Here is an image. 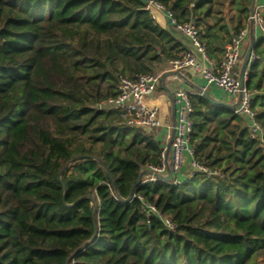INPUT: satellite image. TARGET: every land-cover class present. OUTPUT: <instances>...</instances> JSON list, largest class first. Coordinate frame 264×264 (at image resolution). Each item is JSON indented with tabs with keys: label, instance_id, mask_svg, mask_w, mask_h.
I'll list each match as a JSON object with an SVG mask.
<instances>
[{
	"label": "trees",
	"instance_id": "1",
	"mask_svg": "<svg viewBox=\"0 0 264 264\" xmlns=\"http://www.w3.org/2000/svg\"><path fill=\"white\" fill-rule=\"evenodd\" d=\"M157 1L199 29L210 58L252 3L231 0L230 31L223 0ZM145 5L0 0V264H264V146L247 117L192 95L193 157L207 172L138 183L164 146L108 100L121 78L185 51ZM253 53L246 86L264 131V33Z\"/></svg>",
	"mask_w": 264,
	"mask_h": 264
},
{
	"label": "built area",
	"instance_id": "2",
	"mask_svg": "<svg viewBox=\"0 0 264 264\" xmlns=\"http://www.w3.org/2000/svg\"><path fill=\"white\" fill-rule=\"evenodd\" d=\"M145 9L149 11L154 20H157V12H166L177 30L189 39L190 48L186 49L180 58L169 62L171 70L181 72L185 69H193L201 74L209 85L217 86L231 97H239L238 104L234 109L235 113L248 118V128L250 129L251 137L264 146V131L255 120V113L252 110L254 92L246 86L248 80L247 72L243 76V87L240 78L235 75V70L244 55L243 45L248 29L245 28L238 35H234L230 42L226 44L221 60L217 64H212L206 46L200 39L199 29L193 23L178 24L172 14L157 0H146ZM250 22L264 33V0H256L254 13L250 16ZM255 59L256 56L252 53L250 64ZM160 80L161 75L156 73L143 74L136 79L121 78L118 85L119 95L117 98L109 99L108 104L121 112L128 126L142 127L154 131L162 125L160 111L157 107L149 106L146 100L157 92ZM192 95V93L182 88L175 90L174 96L178 105L177 120L174 126L175 134L171 140L170 151L169 153L166 150L163 151L160 165L149 167L148 175L145 176L143 181L144 183L149 181L167 182L164 178L169 173H172L173 180L171 182L181 184L182 181L177 180L176 177L182 171L187 156L192 158L193 164V169L187 176L188 179L193 177L195 172H207L205 168L195 162L193 157L194 150L191 145V135L194 126ZM147 206L152 212L160 215L154 206L150 204H147ZM165 224L170 228H174L172 222L167 219Z\"/></svg>",
	"mask_w": 264,
	"mask_h": 264
},
{
	"label": "crops",
	"instance_id": "3",
	"mask_svg": "<svg viewBox=\"0 0 264 264\" xmlns=\"http://www.w3.org/2000/svg\"><path fill=\"white\" fill-rule=\"evenodd\" d=\"M223 3L224 6L222 9V13L216 16H223L225 20L221 22L218 27L220 25L226 24L229 27L230 31H232V27H235L237 25V22H232L231 19H236L237 12L231 0H223ZM156 14L157 20L155 21L162 28L168 30L176 37V39L181 43L183 50L189 49L191 46L189 39L184 36L179 30H177V28L170 21L168 14L162 11L157 12ZM210 24L214 25V21L211 20ZM245 28L248 29V34L243 45L244 53L247 52L253 40L257 41L263 35L262 31L257 27L253 26L250 20ZM222 56V53H215L213 57L210 58L211 63L217 64L221 60ZM244 59L245 56L244 58H242V62H240V64L235 70V75L238 76V78H240L244 72ZM168 72H173L174 74L166 77L162 83L160 81V85L157 92L146 100L149 106L157 107L160 111V120L162 125L158 129L151 131V133L160 142H162V145L164 146L166 152L168 145L172 140L173 130L175 126V122L173 119V101L176 104L174 96L176 89L182 88L192 93L193 95H204L206 93L208 95V98L214 101L215 103L224 104L227 106H235L238 104L239 101V97H231L217 86L209 85L207 81L201 76V74H199L193 69H185L181 72L172 71L169 62H164V64L158 66L156 70V74L158 73L161 76ZM177 107L178 105L176 104V120ZM192 169V158L190 156H187L182 171L176 177L177 180L187 178Z\"/></svg>",
	"mask_w": 264,
	"mask_h": 264
},
{
	"label": "water",
	"instance_id": "4",
	"mask_svg": "<svg viewBox=\"0 0 264 264\" xmlns=\"http://www.w3.org/2000/svg\"><path fill=\"white\" fill-rule=\"evenodd\" d=\"M199 1H200V0H196L195 4H197ZM255 3H256V0H252L251 7H250V15H252V14L254 13ZM255 43H256V40H253V41L251 42V45H250V47L248 48V50H247V52H246V54H245L244 67H243V71H244V72H243V75L240 77L242 87L244 86L243 76H244V73L246 72V69L248 68V66H249V64H250V59H251V55H252V53H253V48H254ZM173 74H174L173 72H168V73H166V74H163V75L161 76V80H160L161 83L165 80L166 77H168V76H170V75H173ZM204 95L208 97V95H207L206 93H205ZM228 107H230L231 109L234 110V109L236 108V105H235V106H230V105H229ZM173 119H174V122H176V104H175L174 101H173ZM174 134H175V128H174V130H173L172 138H173ZM170 147H171V141H170V143H169V145H168L167 153H169V151H170ZM146 175H148V172L141 174L140 177H139V181H138V183L141 182V180H142V179L144 178V176H146ZM164 179H165V181H167V182H171V181L173 180V174H172V173H169V175H168L167 177H165ZM132 195H133V192H132V194H131V197L128 199V201L131 200ZM67 264H69V263H67Z\"/></svg>",
	"mask_w": 264,
	"mask_h": 264
},
{
	"label": "rangeland",
	"instance_id": "5",
	"mask_svg": "<svg viewBox=\"0 0 264 264\" xmlns=\"http://www.w3.org/2000/svg\"><path fill=\"white\" fill-rule=\"evenodd\" d=\"M243 49H244V48H243ZM245 54H246V53H244L243 58H244ZM241 62H242V60H241ZM239 64H240V63H239ZM157 74H158V73H157ZM237 77H238V76H237ZM260 259H262V258H260Z\"/></svg>",
	"mask_w": 264,
	"mask_h": 264
}]
</instances>
